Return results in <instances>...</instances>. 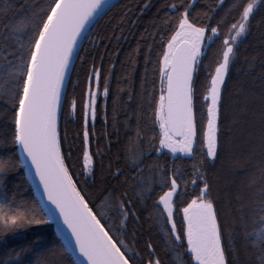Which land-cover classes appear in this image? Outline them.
Segmentation results:
<instances>
[{
	"label": "snow or ice",
	"instance_id": "snow-or-ice-1",
	"mask_svg": "<svg viewBox=\"0 0 264 264\" xmlns=\"http://www.w3.org/2000/svg\"><path fill=\"white\" fill-rule=\"evenodd\" d=\"M224 4L225 0H218L211 12L218 15L217 9ZM114 6L110 0H48L44 7L21 3L18 13L15 0H5L0 7V239L28 226L56 225L54 239L47 243L36 239L26 246L8 249L3 254L5 258H0V264H144L140 253L130 249L124 237L130 220L139 223L137 205L152 197L154 184H158L162 192L153 207L164 225L166 252L183 253L187 256V264H264V165L259 168L258 175L247 178L243 193L235 198L234 214L223 223L203 169L206 163L219 156L222 86L226 85L230 66H234L239 56L241 38L250 34L251 22L255 13L264 9V0H232L225 17L216 20L215 26H197L190 20L195 0L165 5L173 15L163 23L175 27L166 46L162 45L163 53L158 61L159 96L144 88L145 73L141 78V103L134 113L135 135L126 132L129 141L124 149V167L113 172L110 161L107 169L113 179L123 177V180L119 187L108 191L97 212L89 206L87 196L82 194L65 163L58 120L64 84L70 80L75 67L74 56L80 55L77 47L85 29L93 21L98 22V17L102 19ZM149 7L150 4H144L138 10L143 12ZM228 16L232 19H226ZM208 19L211 21L214 17ZM124 22L121 18L117 26ZM209 28L211 35H206ZM213 38L222 43L203 96L207 105L206 121L201 116L198 125L195 76L202 57L207 55L205 48L210 47L204 42H212ZM115 39L119 41L120 37ZM135 51L139 55V47ZM255 60L253 57L247 62L249 69H255ZM149 62L146 56L145 64ZM260 63L264 79V58ZM135 70L133 61V72ZM101 72L102 68L96 67L93 58L83 104L85 183L88 177L94 179L96 175V161L90 152L89 121H92L91 136L94 137ZM103 88V96L107 97L108 78ZM134 95V90L129 91V100ZM145 97L151 115L147 123H142ZM261 99L264 101V94ZM113 105V129L119 142L118 101L114 100ZM76 106L73 100V112ZM131 119L128 117L124 122L126 130L130 129L128 121ZM149 131L152 132L150 137ZM111 136L105 127L104 137L109 145ZM259 147L264 155V113ZM197 151L201 159L193 164L191 184L199 191L193 192V198L188 201L187 181L181 191L178 177H183L179 169L169 167L167 162L161 163V159L171 154L174 165L177 154L193 158ZM96 156L100 157L103 168V154L99 148ZM148 159H153V164L145 175L142 165ZM20 168L24 169L26 177L33 178V183L39 181L37 189L42 188L39 201L21 200L20 183L8 188V177ZM129 192L134 198L129 197ZM109 212L114 214L113 219L105 225L102 219H108ZM179 214L183 216L182 228L176 223ZM113 228L120 232L119 237L110 234ZM145 248L147 264H164L154 245L147 243Z\"/></svg>",
	"mask_w": 264,
	"mask_h": 264
},
{
	"label": "trees",
	"instance_id": "trees-1",
	"mask_svg": "<svg viewBox=\"0 0 264 264\" xmlns=\"http://www.w3.org/2000/svg\"><path fill=\"white\" fill-rule=\"evenodd\" d=\"M5 0H0V7L3 6ZM171 2L180 3L181 0H120L111 11L99 18L79 48V56H76L72 69L71 78L67 81L62 107L59 114L58 131L62 144V153L66 157L65 163L69 168L70 174L73 176L74 182L86 195L89 200V206L97 212L101 202L108 195V191L114 186L119 187L123 177L119 180L113 179L107 169L109 162H112V171L124 167V149L129 141L130 132L134 137L136 130V117L134 113L138 111V105L141 103L140 93L142 91V76L147 75L144 82V88L147 92H153L158 98L159 96V59L162 57L163 47L166 46L170 38L174 24H165L164 20L168 16L173 15L168 12L165 5ZM17 12L20 13L19 5L21 3H31L44 7L48 0H15ZM218 0H195V6L191 10L190 20L195 22L197 26L211 24L215 26V21L221 17H225V13L231 7L232 0H225L223 7L217 9L218 15L211 12V7L216 6ZM144 4H150L151 7L140 12L138 9ZM39 7L36 8L39 11ZM131 9V11H129ZM183 11V8H181ZM125 13H128L125 16ZM166 13L168 15L166 16ZM22 14V13H21ZM213 16V20L208 17ZM124 19L121 26H117ZM231 20V16L226 17ZM134 21V23H132ZM234 22V21H233ZM155 24V27L153 26ZM230 26V24H229ZM121 27L123 32L121 33ZM147 29V31H146ZM208 31H211L210 28ZM116 36L120 40L115 39ZM111 38V39H110ZM242 43L239 44V56L234 66H230L229 74L226 77V85L222 86V106L220 111V153L215 161H210L203 166L208 183L211 185L213 198L216 201L217 210L223 223L229 218L223 211V203L219 194L214 192L216 183V171L219 168H227L235 162L234 168L228 175V178L235 180L239 176L258 175L259 168L264 165V155L261 154L259 147V133L261 129V115L264 113V101L261 96L264 94V79L261 78V59L264 58V9H260L255 13V18L251 22L250 34L242 37ZM222 40L213 39L210 47H206L207 55L202 57L201 66L195 76L196 85V116L198 125L203 116L206 121L207 105L203 99L206 88L210 82V72H214L216 52L220 47ZM208 44V45H209ZM139 47L140 53L136 55V49ZM149 49H151L149 53ZM131 54V59H130ZM148 57L149 63L145 64V57ZM80 57H83L81 60ZM103 57V59H101ZM255 57V69L251 70L248 61ZM93 58L96 67H101V81L99 91L101 95L97 101V119L95 121V136H91L92 122L89 121L90 131V152L96 161L95 178H87L83 172V104L86 98L85 94L88 89V70L92 67ZM133 61L135 63V71L133 72ZM114 66V67H113ZM105 78H108L110 91L107 97L103 96V85ZM96 87L95 80L92 81V89ZM123 89V91H121ZM134 90L135 95L129 100L128 92ZM256 97V98H252ZM76 101V111L73 112L71 102ZM118 101L117 119L120 121L119 142L114 134L112 117L113 101ZM142 123H147L151 111L147 106V98L144 100ZM132 117L128 123L130 129H125L124 122ZM105 127L111 136V145L104 137ZM158 132V129H156ZM253 132V133H252ZM152 132H148L150 137ZM99 141V144H97ZM158 144V140L156 141ZM147 141L144 147L147 148ZM98 148L103 154V168L100 164V157L96 156ZM110 148V151H109ZM199 149V145H197ZM69 153L71 158L68 159ZM6 154V153H5ZM155 159V153L152 154ZM153 159H148L142 165L145 169V175L153 164ZM201 159L200 152L194 153L193 158H176L175 164H172L173 158L169 155L161 159V163L167 162L169 167L178 168L183 179H179L181 191H184V181H187L186 199L190 201L192 193H198V188H193L191 184L193 164ZM117 160L119 162H117ZM248 162V163H246ZM254 163V168L252 167ZM232 167V166H231ZM254 171V172H250ZM235 176V178L233 177ZM8 188L20 183L23 188L21 200H27L31 203L37 201L31 186L27 182L24 170L18 169L16 173L8 177ZM218 181V180H217ZM230 181V180H228ZM200 186H203L200 184ZM155 191L150 199L143 204L137 205V211L140 216L139 223L132 220L128 222L125 243L133 251L139 252L143 258L144 264H147L148 253L145 248L147 243L155 246L156 254L161 258L164 264H187V256L183 253L166 252V244L163 245L164 253L158 250L155 239L160 241L164 239L163 233L160 232L158 226L159 214L153 207L154 201L158 200L162 194L158 184L153 185ZM166 190V189H164ZM123 191V189H121ZM129 197L134 198V194L129 192ZM186 206V205H184ZM226 207V206H224ZM105 211H108L105 209ZM113 213L109 212L108 219H102V223L108 225L113 219ZM99 218V217H98ZM147 222V223H146ZM118 223V222H117ZM178 228H182L181 214L176 217ZM120 232L117 228H113L111 235L118 237ZM135 233V235H134ZM55 238V232L50 225H32L22 229L15 234H9L0 239V258L4 257V252L11 248H19L28 245L33 240L39 239L41 243H47ZM6 241V243H5ZM165 241V240H164ZM164 256H161V255ZM178 257V263L174 256Z\"/></svg>",
	"mask_w": 264,
	"mask_h": 264
},
{
	"label": "rangeland",
	"instance_id": "rangeland-1",
	"mask_svg": "<svg viewBox=\"0 0 264 264\" xmlns=\"http://www.w3.org/2000/svg\"><path fill=\"white\" fill-rule=\"evenodd\" d=\"M206 35H211V31H207ZM204 43L207 46L210 42L205 40ZM93 90L95 91L96 87H94ZM252 98H256V97H252ZM168 155L171 158H173L171 156V154H168ZM177 157L178 158H186V159L188 158V157L180 156V154H177ZM246 163H248V162H246ZM253 164L254 163H252V167L254 168ZM231 166H228L227 168H224V169L223 168H219L218 171H216V178L214 179V181L216 183V186L214 188V192L220 195L222 203H223L222 204L223 205V211L226 212L229 217L234 214L233 213V209L236 207L235 198L238 195L243 193L244 188H245L246 180L250 176V175L249 176L245 175L243 177L239 176L240 178L238 180L236 179L235 183H234V179L233 178L232 179L230 177L228 178V175L230 174V172H231V176H232V168H234V166H235V162L234 161L232 162ZM250 172L252 173L254 171H250ZM235 176L233 175L234 178H235ZM228 180H230V181H228ZM224 206H226V207H224ZM161 211H162V209H161ZM181 218L183 220L182 214H181ZM158 219H159V217H158ZM165 219H166V216H165ZM158 226H159L160 232L163 233L164 225L160 222V219L158 220ZM167 227L170 229V225H167ZM117 236L119 237L120 234L118 233ZM155 244L158 245V247H157L158 250L161 253H164L163 247H162V244L165 245L164 239H162L161 242L155 239ZM173 255H174V253H173ZM161 256H164V255L162 254ZM174 258H176V261L178 263V257H176V255H175Z\"/></svg>",
	"mask_w": 264,
	"mask_h": 264
},
{
	"label": "water",
	"instance_id": "water-1",
	"mask_svg": "<svg viewBox=\"0 0 264 264\" xmlns=\"http://www.w3.org/2000/svg\"><path fill=\"white\" fill-rule=\"evenodd\" d=\"M118 1H120V0H110V3H111V4H116ZM98 19H99V17L97 18V20H98ZM96 22H97V21H93L92 23H90V24L86 27L85 32H84V34H83V36H82V39L80 40V42H79V44H78L77 51H79V48H80V46H81L83 40L85 39V37L87 36V34L89 33V31L91 30V28L93 27V25H94ZM75 58H76V56H74L73 63H74V61H75ZM67 81H68V80L65 81V84H64V90H65V86H66ZM87 91H88V89H87ZM59 114H60V113H59ZM58 124H59V120H58ZM23 170H24V169H23ZM26 179H27V182L29 183V185H30L31 188H32V191H33V193H34V196L36 197L37 201H39V200L41 199V193H42V188L39 189V190L37 189V185L39 184V181H38V180H35V183H33V178L26 177ZM45 203H47L46 200H45ZM49 207H52V206L49 205ZM57 215H58V214H57ZM60 223H61V226H63V225H62V221H61ZM50 226L53 227V230H54V232H55V234H56V225H55V224H52V225H50ZM65 231H66V229H65ZM68 235L70 236V233H68ZM80 259H83V258H80Z\"/></svg>",
	"mask_w": 264,
	"mask_h": 264
},
{
	"label": "flooded vegetation",
	"instance_id": "flooded-vegetation-1",
	"mask_svg": "<svg viewBox=\"0 0 264 264\" xmlns=\"http://www.w3.org/2000/svg\"><path fill=\"white\" fill-rule=\"evenodd\" d=\"M171 227V226H170Z\"/></svg>",
	"mask_w": 264,
	"mask_h": 264
}]
</instances>
